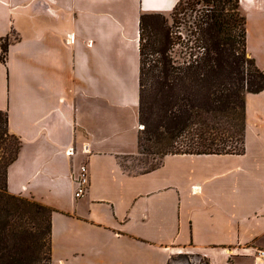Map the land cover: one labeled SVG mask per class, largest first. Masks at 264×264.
<instances>
[{
    "label": "crops",
    "instance_id": "crops-1",
    "mask_svg": "<svg viewBox=\"0 0 264 264\" xmlns=\"http://www.w3.org/2000/svg\"><path fill=\"white\" fill-rule=\"evenodd\" d=\"M181 1L0 0V110L21 140L8 191L53 210L52 264H169L181 248L264 264V91L246 96L243 153L170 154L145 174L121 165L139 155L141 17ZM240 10L264 72V0Z\"/></svg>",
    "mask_w": 264,
    "mask_h": 264
},
{
    "label": "trees",
    "instance_id": "trees-1",
    "mask_svg": "<svg viewBox=\"0 0 264 264\" xmlns=\"http://www.w3.org/2000/svg\"><path fill=\"white\" fill-rule=\"evenodd\" d=\"M172 17L179 27L186 24L188 37L176 32L178 38H173L169 16L141 17V34L148 20L160 23L151 24L150 38L162 71L147 74V80L141 74L140 122L145 128L139 134V154L158 157L160 163L140 174L158 169L170 154L243 153L246 96L264 91V72L247 51V22L240 0H182ZM176 45L195 53L178 63L169 56ZM8 51L5 41L4 62ZM217 118L228 121L230 132L219 133L212 124ZM240 142L241 152L229 149ZM20 149L21 140L9 132L8 114L0 110V264H52L53 210L8 191V169Z\"/></svg>",
    "mask_w": 264,
    "mask_h": 264
},
{
    "label": "rangeland",
    "instance_id": "rangeland-1",
    "mask_svg": "<svg viewBox=\"0 0 264 264\" xmlns=\"http://www.w3.org/2000/svg\"><path fill=\"white\" fill-rule=\"evenodd\" d=\"M185 7H186V3H184L183 6H181L178 9V12H182ZM172 14L166 15V16H169V25L172 28L173 38L177 40L178 35H176V32L177 33L181 32L183 33L182 37L183 38L186 37L189 34L187 31L188 28L186 24L183 23L184 25L179 27L181 24H175L176 23L174 22L175 18L172 17ZM179 17L180 18L178 19V22L179 23L183 22V18H184L183 15H180ZM151 24L153 25L156 24L155 26L157 27L160 23L148 20L147 22H145L144 27H143V33L141 34V74H144V75L146 74L144 78L145 80H147V74H160L162 71L160 67H157L158 63H156L160 59V55L154 52V48L152 45L153 37H151L152 39L150 38ZM187 25L189 27V24ZM159 29L160 27H158V30ZM194 53H195L194 51L184 46L176 45L175 48H173V50L170 52L169 56H173L176 60H178L177 61L178 63H183L185 61H189L191 54H194ZM141 74H140V93H141V79H142ZM148 88H149V85H148ZM212 124H215V126L219 128L220 134L227 133L228 130L230 132V130L232 129L228 121H226L225 118H219V119L217 118ZM140 128H141L140 131L144 130L145 125L141 123ZM229 149L231 151L241 152L243 150V145L240 142L236 147H232ZM72 152L74 153V151ZM159 163H160V159H158V157H148L144 155L141 156L140 154L137 156L123 157L121 160L122 167L125 169V171L131 174L142 173L146 171V169L150 168L151 166L157 165ZM258 251H263V250H257L256 253ZM256 253H254V255H255V258L258 259L256 256ZM233 263H236V261H233ZM170 264H207V263H206V259L202 257L200 254H198L197 252H195L192 248H181L179 249V252L173 256V258L170 261Z\"/></svg>",
    "mask_w": 264,
    "mask_h": 264
},
{
    "label": "built area",
    "instance_id": "built-area-1",
    "mask_svg": "<svg viewBox=\"0 0 264 264\" xmlns=\"http://www.w3.org/2000/svg\"><path fill=\"white\" fill-rule=\"evenodd\" d=\"M70 154H73V152H69ZM89 172L86 166H82L81 167V173L79 175V177L77 178V191H76V197L77 198H81L83 196H85V194L87 193V189L89 188ZM256 256L258 259H263L264 260V251H258L256 253Z\"/></svg>",
    "mask_w": 264,
    "mask_h": 264
}]
</instances>
